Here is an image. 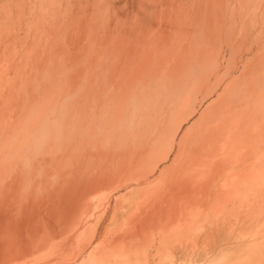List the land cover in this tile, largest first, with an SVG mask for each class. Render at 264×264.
Wrapping results in <instances>:
<instances>
[{
	"label": "bare ground",
	"instance_id": "1",
	"mask_svg": "<svg viewBox=\"0 0 264 264\" xmlns=\"http://www.w3.org/2000/svg\"><path fill=\"white\" fill-rule=\"evenodd\" d=\"M147 4L71 11V54L34 26L0 90V264H264V54L233 75L235 12L167 13L154 37Z\"/></svg>",
	"mask_w": 264,
	"mask_h": 264
},
{
	"label": "rangeland",
	"instance_id": "2",
	"mask_svg": "<svg viewBox=\"0 0 264 264\" xmlns=\"http://www.w3.org/2000/svg\"><path fill=\"white\" fill-rule=\"evenodd\" d=\"M87 1L88 2H84L83 0H0V72L3 69V76L0 79V86H1L0 90L2 92L4 93L8 92L7 89L9 88V86L15 84V82H12L13 80L14 81L15 79L23 80V78L27 75V69L24 66L26 64L25 60L27 55L24 51H26L25 46L31 44L32 40L34 39L33 28L34 26H38L37 23H39V25H43V31H40L37 37V42L39 46L41 45L40 43L43 41L44 36L47 39L46 44H44L46 49L48 48L51 42L54 46L59 44L58 42L62 38L61 43L63 44V47L64 46L67 47V49L66 48L65 49L69 54H71V47L69 46L68 40L71 35L70 31H72L74 26L72 12H76L77 9L80 8L82 4H88V6L93 8L95 12L99 10L101 11V13L105 11L107 14H109L110 10H112L113 12V14H111L113 15L112 18L124 17V20L125 19L128 20V17L130 18L131 16H135V17L137 16V12H139V7L141 6V2L143 0H122L123 2L119 1L121 3L117 4L116 7L114 4V0H87ZM150 1L152 2V4H147L143 7V9L145 10L142 11V16H140V18H137L135 21H133L132 25L137 26L139 24L140 30L141 31L144 30L145 32V29L149 28L150 26H153L154 24H159L155 33L153 34V36L156 37V36H160V31L164 28V22L167 13H170L171 16L179 15L180 19H182L183 21H187L189 18V16L186 14L188 10L191 13L192 10L194 11V9H196L198 5L200 6L202 4L204 5L206 3H211V1L214 0H198V2L196 1L197 4H193L192 0H150ZM188 1H190V4L186 6L185 4ZM228 1L229 0H215V5L217 12L223 13L224 16L223 19L228 24L231 20V13L235 12L236 21L238 22V30L231 43L227 55V59L232 51L236 52L234 56L235 69L233 75L235 74L240 75L242 73L241 68L247 62L246 59L248 56L251 58L252 61L257 59L258 58L257 55L260 56L259 55L260 53H262L261 54L262 56L264 54V37H262L263 41L261 42L259 39V34H261L264 31V0H230L229 5H226ZM151 11L152 13H150ZM144 12L146 15H144ZM143 16L145 17V19L143 18ZM51 18H54L56 21L55 23L56 32H54V34L56 33V35H54L53 37H49L50 35H47V33L50 30L49 21L52 20ZM43 22L44 24H41ZM123 23L124 22L122 21L120 24L122 28H123ZM44 27L46 28L45 31H44ZM58 29H61V31L64 29L65 30L64 35H59L60 31L59 33H57ZM246 29H249V31H251L249 33L250 37L247 38L249 40L248 45L246 44V46L243 47L241 50H237L244 36L243 31H245ZM262 34L264 35V33ZM117 38L118 35H114L110 40L109 44L105 46V48H103L101 51L98 50V54L103 53V51L108 52L113 45H116L118 41ZM133 39L134 37L132 36V31H131L130 35H128L127 37H122L121 41L124 40V43H126V45L130 47L131 44H133L132 42L135 41ZM121 41L120 43H123ZM260 46L262 48V51L260 49ZM41 52H43V54L51 53L47 50L42 51V46H41ZM25 55L26 57H24ZM34 55L35 52L32 54V57ZM19 59L21 61H19ZM18 62H20L19 63L20 65L18 64ZM8 63L10 64V66L6 67L5 65ZM226 65H227L226 63L223 64V67H226ZM222 72L223 70L221 71V73ZM33 73L34 70L31 69L30 75ZM248 73L251 76V77L249 76V80H253V77L257 76L258 74L256 68L250 69V72ZM17 74L19 75L18 77H16ZM243 82L244 81H242L241 83ZM56 261L57 260H50L45 264H55Z\"/></svg>",
	"mask_w": 264,
	"mask_h": 264
}]
</instances>
